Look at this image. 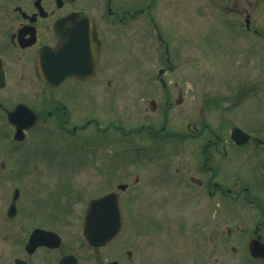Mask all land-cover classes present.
Segmentation results:
<instances>
[{
    "label": "flooded vegetation",
    "instance_id": "af4514ba",
    "mask_svg": "<svg viewBox=\"0 0 264 264\" xmlns=\"http://www.w3.org/2000/svg\"><path fill=\"white\" fill-rule=\"evenodd\" d=\"M160 1L0 0V255L25 264H57L69 255L76 264L135 263L133 249L112 257L115 240L91 247L78 226L71 231L66 227L83 218L86 206H80L77 194L81 181L86 185L93 180L90 187L96 188L99 176L112 180L113 171L126 176L127 148L122 151L111 134L127 139L128 127L110 119L116 111L113 106L124 104L127 90L111 88L113 82L102 74L105 47H120L128 57L131 45L141 58L144 4L155 11ZM77 17L83 20L72 23ZM78 43L87 44L91 57L98 48L94 76L70 77L58 86L42 81L37 66L40 51L65 44L75 48ZM98 78L103 87L96 86ZM163 90L165 115L172 95ZM98 96L105 104L98 106ZM145 114V110L139 113V134L145 130ZM148 133L162 135L154 129ZM97 137L100 141L95 143ZM251 143L264 144L252 138L243 147L253 149ZM87 146L90 152H81ZM36 148L40 152L35 154ZM235 151L221 132L206 136L200 167L193 168L188 161L185 168L178 163L179 167L174 164L158 174L160 187L181 193L178 199L159 201L154 216L157 231L138 233L140 264H210V239L231 255L249 256L250 244L264 253V152L249 158L250 166L258 167L243 170ZM87 154L99 161L100 170L93 163L84 167ZM194 170L199 176L193 175ZM35 231L52 237L47 246L29 253L26 246ZM246 260L264 264V258Z\"/></svg>",
    "mask_w": 264,
    "mask_h": 264
},
{
    "label": "rangeland",
    "instance_id": "374dc122",
    "mask_svg": "<svg viewBox=\"0 0 264 264\" xmlns=\"http://www.w3.org/2000/svg\"><path fill=\"white\" fill-rule=\"evenodd\" d=\"M157 4L151 19L146 10L144 11L145 26L142 29L145 41L142 44L144 48H140L143 50L142 60L140 52H138L139 57H136L134 46L128 47V57L124 56L125 51L120 47L118 49L116 46L105 47L106 57L102 65V74L107 75L113 82L111 88L116 86L125 89V92L127 90L124 96L125 104L120 101L112 108V111L116 110L111 113L112 123L115 125L121 123L128 128L135 127L140 124L136 111L141 107H145L148 111V102L151 99L155 102L161 101L163 93L156 91L161 88L156 76L159 68L163 67L167 72L161 76L162 82L173 99L177 98L178 93H182V103L179 107L173 106L174 110L169 116L166 115V120L162 117L161 104L154 115L144 118L142 124L149 123L155 130L164 127L168 132H173V129L177 128V133L180 134L187 133L185 126L190 122L195 124L197 129L196 132H193V129L189 130L188 133H193L195 138L182 141L174 155L162 159L163 163L168 164L169 167L179 163L185 168L190 158L200 155L202 141L205 140L204 136L208 131L203 128L205 125L210 131L221 132L225 136L233 126L243 131L256 129L258 134H253L264 139V1L161 0ZM146 5L147 3L144 4V8ZM246 15L249 17L250 30L245 28ZM164 26L170 27V30L164 31L166 29ZM153 28L157 29L155 33L160 35L161 38L158 35L160 41L157 40V36H152ZM164 44H167L171 58V62L166 66H164ZM120 60H123V63ZM139 66L143 67L139 70L142 71L141 75L136 74ZM116 68L119 69L118 73L115 71ZM100 80L98 78L96 81L97 87L104 86ZM234 97L235 103L232 102ZM205 100H212V104L218 101V106L207 109L203 106ZM120 107H123L122 111L119 110ZM124 110H127L125 114H128V123L123 121ZM169 145L171 143L155 142L150 145L148 153L150 156L161 151L168 153ZM34 151L35 154L40 152L39 148ZM199 159L191 161L193 168ZM154 161L148 163L146 170L141 169L142 164L129 163L126 183L130 186L137 177L138 181L146 184L147 179L144 181V178L150 177L157 169L158 162L154 163ZM164 168H166L164 165L158 166L160 171ZM79 184L82 187L83 181ZM86 188L82 187L80 190L84 192L80 197V206L83 205L86 196L97 192L93 189L85 192ZM131 191L135 190L131 189ZM127 193L124 194L125 197L130 194ZM157 193L159 192L153 191L152 188L135 192L134 201L131 202L133 209H136L135 214H139L138 212L144 211L145 207L151 205ZM138 224L137 216L136 221L130 217L128 222H125V233L132 234L121 235L119 241L113 243L110 252L112 257L124 249L127 242L134 241L133 233L141 232ZM77 226L70 224L66 228L70 231L73 228L77 230ZM208 251L209 262L236 264L239 260L238 257L221 252L212 242L209 243ZM134 254L136 259L137 252ZM13 258L14 256L10 255H0V264H12ZM153 259L154 256L149 261Z\"/></svg>",
    "mask_w": 264,
    "mask_h": 264
},
{
    "label": "water",
    "instance_id": "95a60500",
    "mask_svg": "<svg viewBox=\"0 0 264 264\" xmlns=\"http://www.w3.org/2000/svg\"><path fill=\"white\" fill-rule=\"evenodd\" d=\"M67 48L68 47H65V49ZM61 50L63 49L61 48ZM61 50L46 55L55 60L51 63H53L56 68L54 69V67L51 66L50 70H53L52 73H57L56 75H52V77H45L48 82L57 84L67 76L76 75L77 68L78 71L82 73V78L93 74L98 53L95 51L94 55L91 57L90 50L86 43H78L75 48H70L68 51H65V59L61 57ZM46 56H43V59H45ZM40 65L42 73L48 71L46 67H43L42 58H40ZM231 137L238 145L243 144L247 139L238 129L232 130ZM123 188V186H119V189ZM120 228L121 215L116 195L109 194L90 202L83 224V233L86 240L91 245L96 246L105 244L116 236ZM60 264L74 263H70L69 258H66L61 261Z\"/></svg>",
    "mask_w": 264,
    "mask_h": 264
}]
</instances>
